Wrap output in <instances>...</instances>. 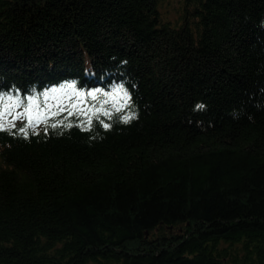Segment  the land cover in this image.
I'll list each match as a JSON object with an SVG mask.
<instances>
[{
    "label": "trees",
    "instance_id": "1",
    "mask_svg": "<svg viewBox=\"0 0 264 264\" xmlns=\"http://www.w3.org/2000/svg\"><path fill=\"white\" fill-rule=\"evenodd\" d=\"M261 18L264 0H0V89L79 77L111 91L127 77L141 108L93 147L76 130L8 141L0 264H264ZM73 96L41 119L100 106ZM198 100L206 113H192Z\"/></svg>",
    "mask_w": 264,
    "mask_h": 264
},
{
    "label": "clouds",
    "instance_id": "2",
    "mask_svg": "<svg viewBox=\"0 0 264 264\" xmlns=\"http://www.w3.org/2000/svg\"><path fill=\"white\" fill-rule=\"evenodd\" d=\"M258 27L264 29V18L259 21ZM112 59H115L113 57ZM128 61L121 60L120 67L126 66ZM107 74H111V70L105 69V73L101 75V80L105 79ZM85 77L95 78L94 69H85ZM131 83V89L128 84ZM111 91H106L104 87L97 86L89 89L85 84L81 86L79 77H71L62 79L56 84H47L43 90H39L38 82L28 86V93L23 94L22 90L15 84L7 91L0 89V150H11V141H20L31 145L33 138L37 143L41 140L45 142L49 139V133L55 138H71L73 130L78 131L81 135L87 137L84 141L88 147H93L94 143L102 142L107 138L108 134H120L123 129L130 128L135 123L140 121L141 108L135 99L134 91H138V82H132L130 78L115 81L108 85ZM70 91L77 96L91 97L93 100L99 101V107L94 108L92 116L86 119H71L64 117L63 119L42 120L39 113L35 111L38 107L36 101L40 98H47L54 94ZM264 92V89H261ZM97 94H101L100 97ZM114 94H122L123 102L117 106L115 103L109 105L107 97H113ZM106 105L108 107H106ZM256 108H261V103H256ZM6 107H12L10 113L11 118L5 117ZM76 107L75 104L72 105ZM19 109V111H17ZM114 109V111H113ZM209 110V105L202 100H198L192 106V113H206ZM59 111L51 112L53 117L59 115ZM244 109L233 108L228 114L233 119H239ZM96 113H99L97 115ZM73 115V113H69ZM249 119L251 116L249 115ZM38 124L42 126H37ZM197 124H202V121H197ZM4 138H8L5 140Z\"/></svg>",
    "mask_w": 264,
    "mask_h": 264
},
{
    "label": "rangeland",
    "instance_id": "3",
    "mask_svg": "<svg viewBox=\"0 0 264 264\" xmlns=\"http://www.w3.org/2000/svg\"><path fill=\"white\" fill-rule=\"evenodd\" d=\"M74 93L70 92V91H66V92H63V93H59V94H54L53 96H49L46 103L44 104V107L43 109L39 112L35 109V111L37 113L41 114L42 113H46V111H50L54 106L56 105H66L67 103H69V101H74ZM73 96V98H72ZM71 97V99H70ZM12 111V107H6L5 109V117L10 119L11 116H10V113ZM18 111V110H17Z\"/></svg>",
    "mask_w": 264,
    "mask_h": 264
}]
</instances>
